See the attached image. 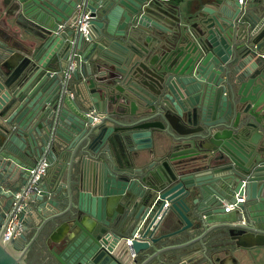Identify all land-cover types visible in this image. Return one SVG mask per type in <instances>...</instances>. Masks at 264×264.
Instances as JSON below:
<instances>
[{"label":"water","instance_id":"95a60500","mask_svg":"<svg viewBox=\"0 0 264 264\" xmlns=\"http://www.w3.org/2000/svg\"><path fill=\"white\" fill-rule=\"evenodd\" d=\"M3 1L0 264H28L40 237L59 264L264 248V0ZM67 151L62 179L35 177Z\"/></svg>","mask_w":264,"mask_h":264},{"label":"crops","instance_id":"0c3cea01","mask_svg":"<svg viewBox=\"0 0 264 264\" xmlns=\"http://www.w3.org/2000/svg\"><path fill=\"white\" fill-rule=\"evenodd\" d=\"M168 3H172V4H176L181 6V8H188L189 6L192 5H197L199 3H204V4H211L210 2L212 0H164ZM250 1V0H249ZM249 1L247 0V3H249ZM257 0H254L253 3H256ZM0 29H2V33L3 30L5 31V36L7 37V34H11L14 31H18V27L17 26H13L10 22L9 17L7 16V4L3 1L0 0ZM8 42V44L14 46L17 43H15L12 40H6ZM17 51L14 52L13 55H21V53L19 52V49L16 48ZM261 53H264V48H261V50L259 51ZM263 56V55H262ZM89 67V65H88ZM90 67L92 68L93 72L95 71V67H94V61L90 60ZM86 69V67H85ZM87 71V70H86ZM90 77V76H88ZM76 88L77 86L75 84H73V86L69 89L68 93L72 94L73 96L76 93ZM0 137H3L2 134H0ZM147 155H150V153H148L147 151H144ZM160 153V152H158ZM67 155L64 160H60V158H52L51 156L48 159V156L46 155L44 157V160H46L48 162V168H47V172L42 175V179L45 180L47 183L50 182V180L52 179V176L54 175H58L59 178H63L65 175V170H66V162L68 160L69 157V151L66 152ZM78 153H75L74 156V164L77 163L78 161ZM230 201L225 202V206L229 204ZM231 202H233L231 200ZM224 206V208H225ZM227 212H231V208L229 211ZM167 216H172V217H177L173 211L171 210H167L163 215H161V217L159 218V223L160 224H165L166 220H167ZM190 219L194 220V216L193 215H189ZM178 218V217H177ZM166 226V225H165ZM33 229L34 227H32L31 231L28 233V238L32 235L33 233ZM23 242H20V245H22ZM52 245V243L50 244ZM221 264H264V248H254L253 249V258L251 259H246V257H244V252L243 251H238L234 254H229V255H225L222 254L221 255ZM223 261V262H222ZM26 262L28 264H59L55 258L53 257V255L50 252V249L48 248V246H46V241L40 237L38 239V241L36 243L33 244V246L31 247L30 252L27 254L26 256ZM158 264V263H156ZM203 264H208L206 261H204Z\"/></svg>","mask_w":264,"mask_h":264},{"label":"built area","instance_id":"2783aa9c","mask_svg":"<svg viewBox=\"0 0 264 264\" xmlns=\"http://www.w3.org/2000/svg\"><path fill=\"white\" fill-rule=\"evenodd\" d=\"M247 0H238L239 3H244L246 2ZM87 18H88V15L87 14H84L82 16V22H81V25H80V29L81 30H84V32L86 31V26H87ZM264 56V54H263ZM73 64L74 63H71L70 64V68L73 67ZM47 168H48V162L46 160H42L41 163L34 169L32 168L31 171H34L35 172V177H40L42 175H44L46 172H47ZM244 199V196L243 195H236V201H240V200H243ZM236 201L234 202H229L228 205L225 206V210L226 211H229L230 208H232L234 206V204L236 203ZM165 205H167V202L165 203ZM159 217V216H158ZM12 231V228L10 227L8 229V233L6 235H9ZM137 237H140V233L139 231H136L134 234H133V238H137ZM131 241H132V238H127L126 239V243L130 246L131 245ZM130 250L132 251V249L130 248ZM132 257H134V253L132 252L130 254Z\"/></svg>","mask_w":264,"mask_h":264},{"label":"flooded vegetation","instance_id":"af4514ba","mask_svg":"<svg viewBox=\"0 0 264 264\" xmlns=\"http://www.w3.org/2000/svg\"><path fill=\"white\" fill-rule=\"evenodd\" d=\"M230 241H232V240H230ZM232 242H234V241H232ZM234 246V245H233ZM235 248H237V247H235ZM238 251H243L244 252V249H242V248H237V251L236 252H238ZM236 252H230L229 254H234V253H236ZM228 254V255H229Z\"/></svg>","mask_w":264,"mask_h":264},{"label":"bare ground","instance_id":"6f19581e","mask_svg":"<svg viewBox=\"0 0 264 264\" xmlns=\"http://www.w3.org/2000/svg\"><path fill=\"white\" fill-rule=\"evenodd\" d=\"M223 262V261H222Z\"/></svg>","mask_w":264,"mask_h":264}]
</instances>
